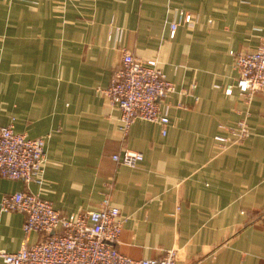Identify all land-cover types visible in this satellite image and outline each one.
<instances>
[{"label": "crops", "instance_id": "1", "mask_svg": "<svg viewBox=\"0 0 264 264\" xmlns=\"http://www.w3.org/2000/svg\"><path fill=\"white\" fill-rule=\"evenodd\" d=\"M181 11L193 24L172 37ZM263 45L264 0H0V124L47 139L43 185L0 176V201L31 191L74 214L110 193L125 220L124 255L176 250L178 264H264V95L240 93L230 54ZM124 49L158 60L176 86L162 103L166 135L138 119L126 136L121 111L99 91ZM241 120L250 137L224 148L216 137L232 134L221 126ZM125 150L144 159L114 161ZM25 220L0 214V251L39 241Z\"/></svg>", "mask_w": 264, "mask_h": 264}, {"label": "built area", "instance_id": "2", "mask_svg": "<svg viewBox=\"0 0 264 264\" xmlns=\"http://www.w3.org/2000/svg\"><path fill=\"white\" fill-rule=\"evenodd\" d=\"M181 24H193V17L179 12L171 23L174 37ZM117 33H122L116 28ZM238 71L237 88L251 102L257 93L264 95V45L253 52L231 51ZM195 86H193V89ZM99 91L121 111L122 131L127 136L136 120L156 122L162 125V134L169 130L170 119L162 109V103L176 86L171 82L156 59L142 60L128 49L123 50V60L112 75L107 88ZM233 86L226 90L231 94ZM221 128L232 134V139L217 136L224 148L250 137L246 120L236 128ZM47 139L30 138L14 129V125L0 124V176L21 180L25 184L43 185L46 164ZM114 161L136 167L143 159L141 152L125 150L115 154ZM114 184L109 185L112 192ZM111 194L103 199L97 210L63 214L49 200L31 191L5 196L0 201V214L19 211L26 216L23 226L26 235L38 233L39 241L25 242L16 252L0 251L1 264H178L177 251L169 250L159 258L135 259L118 249L124 219L121 210L114 205Z\"/></svg>", "mask_w": 264, "mask_h": 264}, {"label": "rangeland", "instance_id": "3", "mask_svg": "<svg viewBox=\"0 0 264 264\" xmlns=\"http://www.w3.org/2000/svg\"><path fill=\"white\" fill-rule=\"evenodd\" d=\"M161 66V65H160Z\"/></svg>", "mask_w": 264, "mask_h": 264}]
</instances>
